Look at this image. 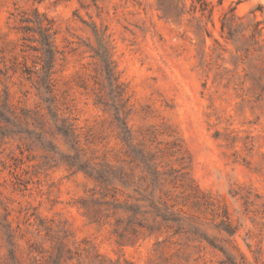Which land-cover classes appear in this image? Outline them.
<instances>
[{
  "label": "rangeland",
  "instance_id": "374dc122",
  "mask_svg": "<svg viewBox=\"0 0 264 264\" xmlns=\"http://www.w3.org/2000/svg\"><path fill=\"white\" fill-rule=\"evenodd\" d=\"M206 1L0 0V264H264V0Z\"/></svg>",
  "mask_w": 264,
  "mask_h": 264
},
{
  "label": "trees",
  "instance_id": "16d2710c",
  "mask_svg": "<svg viewBox=\"0 0 264 264\" xmlns=\"http://www.w3.org/2000/svg\"><path fill=\"white\" fill-rule=\"evenodd\" d=\"M199 3L200 10L205 13L207 10L211 13L212 8L210 7V3H208L206 0H196ZM210 7V8H209ZM47 41V39L45 38ZM53 55V52L51 49L48 50V56L51 59Z\"/></svg>",
  "mask_w": 264,
  "mask_h": 264
}]
</instances>
